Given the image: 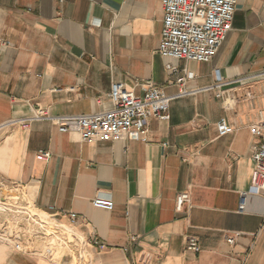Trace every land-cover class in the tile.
<instances>
[{
  "label": "crops",
  "instance_id": "crops-1",
  "mask_svg": "<svg viewBox=\"0 0 264 264\" xmlns=\"http://www.w3.org/2000/svg\"><path fill=\"white\" fill-rule=\"evenodd\" d=\"M163 1L0 0V177L29 184L36 207L66 225L76 213L74 230L88 239L83 253L73 241L54 260L0 242V264H264V194L250 192L261 142L251 126H264V0H238L206 63L159 53ZM114 82L139 96L162 88L170 119L150 118L144 139L21 124L107 111ZM96 197L114 207H94ZM192 238L199 252L187 248Z\"/></svg>",
  "mask_w": 264,
  "mask_h": 264
},
{
  "label": "built area",
  "instance_id": "built-area-1",
  "mask_svg": "<svg viewBox=\"0 0 264 264\" xmlns=\"http://www.w3.org/2000/svg\"><path fill=\"white\" fill-rule=\"evenodd\" d=\"M237 3L238 0H164L159 53L174 59L210 62L232 31ZM110 98L112 107L107 111L61 117L44 113L21 124L27 126L32 119H51L56 121L61 132H75L85 139H144L150 118L168 121L171 117L169 109L172 98L162 88L151 83L145 85L144 94L139 96L124 83L114 82ZM5 126H0V130ZM217 130L220 136H224L230 132L231 126L226 120H221L217 123ZM251 132L261 136V142L254 148L250 192L264 194V126L255 124L251 126ZM51 156L50 152L40 151L37 159L49 161ZM247 195L248 192H243L240 196V213L245 212ZM189 200L188 193H180L177 208L181 210ZM92 204L109 210L114 207L113 201L107 197H96ZM67 219L69 224L66 225L59 219L58 213L38 209L29 184L10 182L0 177L1 243L24 254L41 255L54 260L63 244L75 241L76 249L80 247L83 253L88 239L74 230L78 216L71 212L67 214ZM234 240V237L227 239L229 243ZM187 248L194 252L201 249L196 238L189 240Z\"/></svg>",
  "mask_w": 264,
  "mask_h": 264
},
{
  "label": "bare ground",
  "instance_id": "bare-ground-1",
  "mask_svg": "<svg viewBox=\"0 0 264 264\" xmlns=\"http://www.w3.org/2000/svg\"><path fill=\"white\" fill-rule=\"evenodd\" d=\"M66 245H67V244H66ZM83 259H84V258H83ZM83 259H82V260H83ZM71 262H72V261H71Z\"/></svg>",
  "mask_w": 264,
  "mask_h": 264
},
{
  "label": "rangeland",
  "instance_id": "rangeland-1",
  "mask_svg": "<svg viewBox=\"0 0 264 264\" xmlns=\"http://www.w3.org/2000/svg\"><path fill=\"white\" fill-rule=\"evenodd\" d=\"M40 250H42V247H41V249Z\"/></svg>",
  "mask_w": 264,
  "mask_h": 264
}]
</instances>
